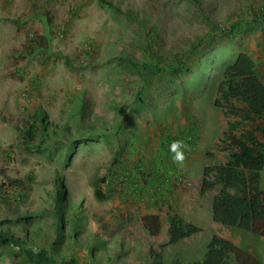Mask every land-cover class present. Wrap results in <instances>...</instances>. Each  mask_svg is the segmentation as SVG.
Returning a JSON list of instances; mask_svg holds the SVG:
<instances>
[{"label":"rangeland","instance_id":"obj_1","mask_svg":"<svg viewBox=\"0 0 264 264\" xmlns=\"http://www.w3.org/2000/svg\"><path fill=\"white\" fill-rule=\"evenodd\" d=\"M242 52L264 83V0H0V232L55 264H196L214 235L264 263L200 191L230 157L214 99ZM174 217L198 231L170 244ZM0 264L38 263L0 240Z\"/></svg>","mask_w":264,"mask_h":264},{"label":"trees","instance_id":"obj_2","mask_svg":"<svg viewBox=\"0 0 264 264\" xmlns=\"http://www.w3.org/2000/svg\"><path fill=\"white\" fill-rule=\"evenodd\" d=\"M214 105L239 122L231 124L223 133L229 159L203 169L200 191L204 194L217 190L211 206L215 223L264 238V190L260 186L264 168V83L256 74V63L248 53H239L226 68ZM141 221L152 237L159 235L161 220L158 215H144ZM197 231L195 225L174 217L169 222V243L187 239ZM0 240L16 245L34 263L55 264L44 249L34 251L23 241L7 237L3 232H0ZM232 261L264 264L247 250L218 235L212 237L206 254L196 264H231Z\"/></svg>","mask_w":264,"mask_h":264},{"label":"clouds","instance_id":"obj_3","mask_svg":"<svg viewBox=\"0 0 264 264\" xmlns=\"http://www.w3.org/2000/svg\"><path fill=\"white\" fill-rule=\"evenodd\" d=\"M169 152L172 154L171 159L173 163L177 165V167H182L185 157L187 146L185 142L181 139L173 140L169 144Z\"/></svg>","mask_w":264,"mask_h":264}]
</instances>
